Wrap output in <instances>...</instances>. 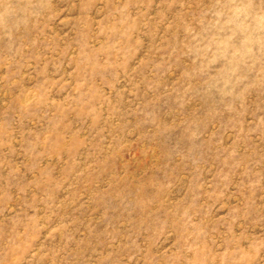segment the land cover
Instances as JSON below:
<instances>
[{"label":"rangeland","instance_id":"374dc122","mask_svg":"<svg viewBox=\"0 0 264 264\" xmlns=\"http://www.w3.org/2000/svg\"><path fill=\"white\" fill-rule=\"evenodd\" d=\"M0 264H264V0H0Z\"/></svg>","mask_w":264,"mask_h":264}]
</instances>
